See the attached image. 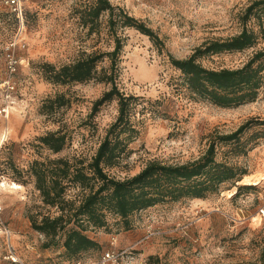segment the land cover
Here are the masks:
<instances>
[{
  "label": "rangeland",
  "instance_id": "1",
  "mask_svg": "<svg viewBox=\"0 0 264 264\" xmlns=\"http://www.w3.org/2000/svg\"><path fill=\"white\" fill-rule=\"evenodd\" d=\"M91 1L29 0L26 22L20 25L0 0V264H74L65 255V234L53 239L33 228L34 220L59 212L44 204L29 169L46 159L91 161L118 118L117 101L94 109L111 84L94 80L58 86L42 73L46 62L62 66L85 53L112 50L105 25L100 35H88L81 24L80 10ZM110 1L143 21L165 44L160 52L140 33L120 32L125 45L116 84L136 98L131 121L139 136L110 175L130 178L152 161L192 162L207 151L214 134H231L251 121L240 141L245 153L233 145L221 146L217 153L219 162L247 170L248 179L237 185L249 189L238 197L235 187L206 200L158 205L136 214L129 231L119 230L110 218V233L88 232L101 249L84 254L82 264H96L106 252L119 255L110 264H264V86L256 102L219 108L194 97L169 61V56L187 59L208 42L240 34L241 14L254 0ZM248 27L258 30L254 21ZM263 50L264 38L259 37L251 49L200 62L211 70L239 69ZM109 65L105 61L100 69ZM61 95L68 104L51 109L48 102ZM55 132L67 141L58 154L40 142ZM254 182L259 184H249ZM78 193L71 189L69 197Z\"/></svg>",
  "mask_w": 264,
  "mask_h": 264
},
{
  "label": "trees",
  "instance_id": "2",
  "mask_svg": "<svg viewBox=\"0 0 264 264\" xmlns=\"http://www.w3.org/2000/svg\"><path fill=\"white\" fill-rule=\"evenodd\" d=\"M12 15L19 24L16 15ZM26 16L24 8V23ZM80 21L88 35H100L105 25V32L112 40V50L85 53L73 63L62 66L46 62L42 65L43 77L58 86L94 80L111 84V89L95 102L94 109L117 101L118 118L91 161L46 159L34 161L29 169L44 204L59 212L54 218L46 216L41 222L34 220L33 228L53 239L65 234V255L74 264H82L84 254L101 249L88 232L105 230L110 233V218L116 220L114 226L119 230L129 231L136 214L158 205L206 200L235 187L238 190L234 197H238L243 190L249 189L237 185L248 176L247 170L226 161L219 162L217 153L221 146L233 145L235 151L243 149L241 138L252 126L248 121L231 134H214L207 151L192 162L174 165L152 161L133 177L121 180L111 176L109 171L118 167L131 153L129 146L139 136L131 121L136 98L126 96L116 84V70L125 45L120 32L134 30L149 38L160 52L165 44L143 21L114 6L110 0H92L85 4L80 10ZM240 21L243 30L232 38L208 42L187 59L169 56L171 65L183 75L188 91L197 99L219 108L231 109L256 102L264 86V50L256 52L239 69L211 70L200 62L208 56L243 52L255 47L259 37L264 38V0L251 2L241 14ZM252 21L258 27L257 31L248 27ZM105 61L110 63L109 67L100 69V64ZM67 104L61 95L47 105L53 109L55 105L62 108ZM40 142L53 154L62 152L67 143L66 136L59 132L47 134L40 138ZM71 189L79 191L74 199L69 197ZM262 259L264 263V250Z\"/></svg>",
  "mask_w": 264,
  "mask_h": 264
},
{
  "label": "built area",
  "instance_id": "3",
  "mask_svg": "<svg viewBox=\"0 0 264 264\" xmlns=\"http://www.w3.org/2000/svg\"><path fill=\"white\" fill-rule=\"evenodd\" d=\"M28 1L29 0H3L5 7L8 8L11 13L16 15L20 25H23L24 23V4ZM11 257L15 261L13 254ZM117 258H119V255H115L113 252H106L96 264H110L115 262Z\"/></svg>",
  "mask_w": 264,
  "mask_h": 264
},
{
  "label": "bare ground",
  "instance_id": "4",
  "mask_svg": "<svg viewBox=\"0 0 264 264\" xmlns=\"http://www.w3.org/2000/svg\"><path fill=\"white\" fill-rule=\"evenodd\" d=\"M246 179H248V177H246ZM249 184H253V185H258L259 183H256V182H254V183H249ZM15 188H18L19 186H14ZM19 189V188H18ZM235 193V192H234Z\"/></svg>",
  "mask_w": 264,
  "mask_h": 264
}]
</instances>
